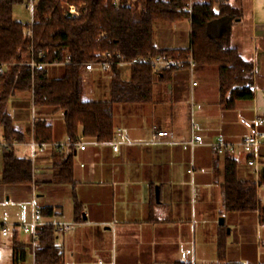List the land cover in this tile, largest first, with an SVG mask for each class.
<instances>
[{
	"label": "crops",
	"instance_id": "obj_1",
	"mask_svg": "<svg viewBox=\"0 0 264 264\" xmlns=\"http://www.w3.org/2000/svg\"><path fill=\"white\" fill-rule=\"evenodd\" d=\"M230 3L241 17L235 22L224 19L219 26L229 27L231 45L254 65V99L225 109L219 70L214 67L173 71L168 81L157 76L150 102L115 107L111 142L86 138L80 127L78 142L86 149L74 153L71 184H56L54 178L56 162L71 153L63 112L34 107L31 93L11 100L9 114L23 135V142L13 145V153L32 162L33 182L4 185L0 156V206L11 214L0 224V264H14L16 243L27 247L17 264H36L32 233L22 230L36 220L37 230H55L63 253L61 264H264L259 210L227 212L224 192L226 158L231 157L242 182L256 184L258 202L264 207V184H259L264 167L248 166L240 148L234 154L218 155L210 146L237 145L253 132L264 133V124H256L264 120V0ZM50 70L59 74L58 67ZM117 70L122 79H130V66ZM87 75L95 83L87 93L89 101L109 102L110 69L96 68ZM29 101L30 109L24 107ZM38 119L52 126L51 143L35 141ZM159 131L170 137L158 139ZM196 136L204 143L191 146ZM1 140H6L2 127ZM259 153L264 158V147ZM64 225L71 227L69 232H58ZM2 226L8 229L6 236ZM221 230L227 234L224 261L218 252Z\"/></svg>",
	"mask_w": 264,
	"mask_h": 264
},
{
	"label": "trees",
	"instance_id": "obj_2",
	"mask_svg": "<svg viewBox=\"0 0 264 264\" xmlns=\"http://www.w3.org/2000/svg\"><path fill=\"white\" fill-rule=\"evenodd\" d=\"M20 2L6 0L0 4V65L6 68L0 75V127L4 129L7 142H23V135L9 114L11 100L20 93H31L33 106L42 111L63 112L71 153L54 166L56 184L73 183V156L80 127L86 138L99 143L111 142L115 130V107L147 103L152 99L153 84L158 75L148 65L130 66L131 77L126 81L115 63L109 67L113 75L109 83L110 101L86 100L83 84L85 66L103 62L101 55L104 53L124 56L127 61L158 56L185 60L192 54L200 70L211 67L219 70L221 104L225 109H232L237 102L254 99V65L242 57L238 46L231 45L229 27L220 29L219 26L224 19L230 18L235 22L241 17V12L230 0L222 2L218 9L215 8L216 0H120L117 6L112 0H36L32 24L14 19L13 7ZM63 2L85 6L86 9L79 19L70 20L62 10ZM184 20L190 21L187 49L155 44L157 21L172 26ZM30 29L33 31L32 39L27 37ZM32 45L36 51L46 54L45 62L59 64V74L52 73L50 69L54 67L33 72L26 65L29 62L28 49ZM68 57L72 58L71 64H65ZM173 74L171 71L158 77L168 81ZM31 102L24 107L30 109ZM52 133V126L45 122L35 125L37 143H51ZM32 182V162L17 159L13 145H10L3 151L2 183L28 186ZM259 184H264V171ZM224 192L227 212L259 210L260 219L264 222V207L258 202L256 184L242 182L237 164L231 157L226 158ZM221 231L218 252L220 260L224 261L227 234ZM37 234L35 263L61 264L63 253L56 243L55 230L41 227ZM26 249V246L14 245V264L23 261Z\"/></svg>",
	"mask_w": 264,
	"mask_h": 264
},
{
	"label": "built area",
	"instance_id": "obj_3",
	"mask_svg": "<svg viewBox=\"0 0 264 264\" xmlns=\"http://www.w3.org/2000/svg\"><path fill=\"white\" fill-rule=\"evenodd\" d=\"M6 0H0V4ZM136 0H131V2H135ZM225 0H216V4L220 5L222 2ZM29 4L26 5V8L28 11L32 13L34 16L35 12V3L36 0H29ZM113 5L117 6L120 3V0H112ZM85 6H74L70 5L66 2H63L62 4V10L65 14V17L70 19V20H75L79 19L83 12L85 11ZM27 37L29 39L33 38V31L30 29L27 32ZM27 56L29 58V62L26 63L27 66L31 68V70L34 72L36 70H45L50 67H58L59 64L57 63H47L44 61L46 58V54L42 51H36L34 49V46L32 45L28 49ZM103 62L99 63H90L85 66V71L83 75V84H87V74L92 73L96 68H109L111 65H114L115 63L117 64V67L119 66H133V65H139V64H144L148 65L151 69L152 72L155 75H161L167 72L171 71H182V70H190L193 72L196 69V63L194 62V59L192 57V54L189 55L185 60H178L174 59L172 57H166V56H158L154 58H146V59H134L132 61H127L126 57L121 56V55H116V54H111V53H104L101 55ZM72 58L68 57L66 60L65 64H71ZM6 70L5 66L0 65V75L4 73ZM194 86H197L196 83H194ZM256 124H264V120H258ZM125 132V131H121ZM170 135L169 133L165 131H159L157 132V138L158 139H167L169 138ZM204 143V139L201 136H196L189 144L191 146H196ZM16 142L13 144L7 142L6 140H1L0 141V152H3L4 150L8 149L10 145H14ZM211 148L213 151L218 154V155H225V154H234L239 148L243 151V153L247 156V165L250 166L251 168L258 169L260 166L264 167V158L261 157L259 151L262 147H264V133L262 132H253L251 135L243 139V141L237 145L235 144H226L223 142H217V143H212ZM76 149L80 151H84L86 149V146L81 143L77 142L76 143ZM114 151H118V146L114 147ZM7 221V219H4ZM259 230L264 232V222L259 220L258 224ZM2 234L3 236H6L8 234V229L6 226H2ZM37 220L33 222V224H25L22 226V230L25 232H31L32 233V243H33V250H34V255H35V248L37 246L38 242V234H37ZM69 225H64L62 228L58 229V232H63L67 233L70 230ZM260 249H264V241L260 240ZM99 264H104L102 261H99Z\"/></svg>",
	"mask_w": 264,
	"mask_h": 264
},
{
	"label": "rangeland",
	"instance_id": "obj_4",
	"mask_svg": "<svg viewBox=\"0 0 264 264\" xmlns=\"http://www.w3.org/2000/svg\"><path fill=\"white\" fill-rule=\"evenodd\" d=\"M29 3H30L29 0H21L19 4H16L13 7L14 18L23 24L33 23V15L26 8V5H28ZM215 8L217 9L219 8V5H217L216 3H215ZM165 25H169V24L164 23L163 21H157L155 23V29H154L155 44L158 47L178 46L181 48H184V47L186 48V44L187 45L189 44L188 33L190 30V21L185 20L183 21V24L179 23V24L172 25V26H165ZM247 26L248 24L245 23L244 34H243L245 38L248 37V27ZM237 31L238 29L234 30V35H236ZM86 76H87V84H84L85 94H86L85 98L86 100H90L87 96L88 95L87 93L90 92V88H91L90 86L95 85V83H94V79L91 80L88 75ZM38 122H43V120L38 119L36 124ZM0 156L1 157L3 156L2 152H0ZM10 210H12V212L16 211V209L14 208H11ZM5 216H7L8 219L11 218L10 217L11 214L10 212H8V209L0 206V224L4 223L3 221H4Z\"/></svg>",
	"mask_w": 264,
	"mask_h": 264
},
{
	"label": "water",
	"instance_id": "obj_5",
	"mask_svg": "<svg viewBox=\"0 0 264 264\" xmlns=\"http://www.w3.org/2000/svg\"><path fill=\"white\" fill-rule=\"evenodd\" d=\"M220 224H221V225L223 224V219H221Z\"/></svg>",
	"mask_w": 264,
	"mask_h": 264
}]
</instances>
